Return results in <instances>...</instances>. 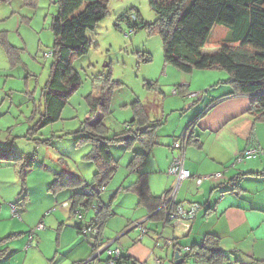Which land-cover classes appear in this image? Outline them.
I'll return each instance as SVG.
<instances>
[{"label": "rangeland", "instance_id": "1", "mask_svg": "<svg viewBox=\"0 0 264 264\" xmlns=\"http://www.w3.org/2000/svg\"><path fill=\"white\" fill-rule=\"evenodd\" d=\"M156 1L170 4L176 0ZM107 6L109 15L94 30L87 32L91 44L89 52L71 61V69L79 77V87L67 99L59 119L41 128V117L45 115L41 93L51 77L53 64V60L44 55L52 52L54 47L50 25L58 15V5L53 0H38L34 6L25 4L24 0L0 4V41L4 40L15 49L6 54L0 44V148L11 147L12 157L32 158L25 161L29 166L23 171L21 160L0 159V239L14 235L8 241V252L0 258V264H67L64 255L70 252L73 257L72 242L65 235L69 232L73 236L74 229L59 230L62 221L77 220V216L70 214L69 207L62 205L68 201L72 190L66 187L53 192L49 187L56 178L62 183L69 176L85 181L86 187L93 185L95 168L82 158L91 150L90 144H76L83 136L80 133L82 125L89 118L88 98L101 99L103 110L99 109L91 122L102 121L109 129L107 139L123 136L125 124L133 120L132 104L135 102L140 103L154 122L160 116V105L172 98L170 94L174 89L163 87V98L156 88L152 90L149 86L150 90L146 86V83L158 81L166 70L160 37L148 35L144 30L127 34L129 29L124 24L120 30L115 27L117 18L128 11L131 24L138 20L153 23L156 15L148 0H107ZM227 33L224 27L214 26L202 53L214 54L223 45ZM147 57L151 62H144ZM199 103L198 99L184 102V109L192 105L184 111L185 115ZM180 118L179 113L169 114L166 121L170 123L161 130L171 131L175 127L173 120ZM36 140L42 143L37 144ZM45 141L47 143H43ZM108 149L118 163V170L104 186L100 197L107 204L116 192L119 198H113L112 209H123L124 217L130 218L136 212L137 199L131 192L116 187L131 179L127 178L130 173L126 169L129 156L141 153L142 148L136 143L131 151H127L122 144L109 143ZM0 155L7 156L6 153ZM259 159L249 158L251 163H259ZM131 176L136 179V175ZM197 179L194 178V183ZM263 182L264 177L251 179V188L257 198L264 196ZM188 207L185 205V209ZM93 216L94 210L88 209L83 220L89 222ZM39 225L43 229H39ZM114 247H119V243ZM251 254L254 258L251 256L250 264H259L256 252ZM94 255L91 247V257ZM98 259L89 264H106L108 258L103 253Z\"/></svg>", "mask_w": 264, "mask_h": 264}, {"label": "trees", "instance_id": "2", "mask_svg": "<svg viewBox=\"0 0 264 264\" xmlns=\"http://www.w3.org/2000/svg\"><path fill=\"white\" fill-rule=\"evenodd\" d=\"M10 1L0 0V4H7ZM24 1L25 4L34 6L38 0ZM53 1L58 5L59 11L50 25L54 36V47L51 52L53 64L50 69L51 77L41 93L45 112V115L41 117V128L51 125L59 119L67 99L79 87V77L71 69V61L89 52L91 44L87 38V32L94 30L109 15L107 0ZM148 4L156 15V20L153 23L147 24L138 20V23L131 24L128 19V11L117 18L115 27L120 30L124 24L129 29L127 34H134L136 30H144L148 35L159 36L162 42L164 69L169 66L185 74L198 71L225 73L231 88L229 96L250 98L249 115L251 119L256 124H264V0H176L170 4L148 0ZM138 15L136 12L137 19H139ZM214 26L224 27L228 33L223 45L214 54L204 55L202 49ZM0 44L4 47L6 54H11L10 51L15 50L4 40H1ZM144 62H151V58L147 57ZM146 86L148 89L152 87L153 90L156 83L149 82L146 83ZM174 91L178 96L183 94L182 97L187 94L186 91L183 92L178 87ZM185 97L190 98L188 95ZM198 97L199 93L195 98L190 99ZM87 100L90 107L89 118L83 123L80 130L83 136L76 140V144H90L91 150L82 158L91 162L95 168L93 185L86 187L85 181L76 176L66 178L62 183L59 178H56L51 183L49 190L56 192L69 187L72 194L68 197L66 206L69 207V212L73 216L76 213H81L80 220H83L85 211L93 209L94 216L89 224L79 225L76 228L77 233L84 235L83 227L90 228L96 231L95 236L89 235L90 238L103 241L101 233L110 216V209L109 206H104L100 200V188L106 187L118 170V163L108 149L109 143L122 144L127 151H131L136 143L142 148L141 153H133L127 165L128 171L135 172L138 177L123 191L134 194L139 205L144 206L149 214L153 215L152 217H161L159 207L172 189L161 199L155 198L150 194L145 175L140 174V169L149 159L155 145V130L160 125L149 121L140 103L132 104L133 120L125 124L123 136L107 139L109 129L102 124V121L91 122L99 109H102L100 108L103 106V104L100 105L101 99L90 97ZM219 102L220 100L209 104L207 110L202 111L189 122L183 133L184 136H188V143L196 121ZM32 132L29 134L31 135ZM36 143L42 142L36 140ZM0 153L7 154V156L0 155V159L21 160L22 171L23 168L29 166L25 161L32 159L27 156L23 159L12 157L11 147L0 148ZM238 158L243 159V156L240 155ZM219 174L221 177L222 174ZM251 175L264 177V171ZM233 185L235 188L236 184ZM84 188H89L91 195H85L82 192ZM95 204L100 205L99 210L94 208ZM178 205L185 207L184 204H178L173 199L170 209ZM77 220L81 222L78 218ZM12 236L14 235L0 239V258L8 252L7 244ZM95 241L94 243L89 241L92 249L95 246ZM185 257H193L205 264H226L229 261L228 256L226 257L219 248L218 238L211 235L205 236L202 244L196 249L190 248ZM93 260L95 259L73 264H89ZM108 262L109 260L105 261L106 264ZM129 262L128 258L121 255L114 264H129Z\"/></svg>", "mask_w": 264, "mask_h": 264}, {"label": "crops", "instance_id": "3", "mask_svg": "<svg viewBox=\"0 0 264 264\" xmlns=\"http://www.w3.org/2000/svg\"><path fill=\"white\" fill-rule=\"evenodd\" d=\"M163 72L164 75L161 73L159 80L155 82V88L163 98V87L167 86L169 90L178 87L179 90L186 91L188 96L199 93L196 99L200 103L186 115L184 111L192 108V105L184 109L183 103L194 102L196 99L185 97L186 95L182 97L183 94H170L172 98L160 105V116L154 121L160 124L155 130V145L149 159L140 169V174L145 175L153 197L161 199L170 192L175 186V179L167 176L166 172L173 155L176 154L172 144L181 138L192 119L207 110L209 104L220 100L215 107L200 117L193 127L190 141L184 150L183 161L184 169L190 173L192 179L181 182L174 197L178 204H197L200 208L193 219L176 225L164 220L162 212V218L152 217L144 206L139 205L134 195L137 199L134 209L136 212L132 217L125 218L121 206V211L111 207L113 198H119L115 192L110 198L111 202L107 204L100 198L102 204L110 209V216L101 233L103 241L113 242V247L119 243L117 248L120 249L122 257L130 260L129 264H155L156 260L158 264H174L176 249H196L202 244L205 236L211 235L218 238L220 250L228 256L229 261L226 264H250L253 252L259 256L258 263L264 264V216L261 215L264 214V196L257 198L251 188V179L258 178L251 174L264 171V124H256L251 119L250 98L229 96L231 88L228 77L226 79L222 76L224 73L198 71L185 74L169 66ZM174 113H179L182 118L173 120L175 127L171 131L163 132V126L170 123L166 121V116ZM149 121L152 122L150 118ZM251 142L257 144L260 149L259 163H251L248 158L247 152ZM240 155L243 159L237 162ZM131 158L132 156H129V162ZM217 173L222 175L216 180H204L199 186L194 183L195 177ZM131 175H136V179L138 177L135 172H131L127 176L131 179L126 183H119L116 188L123 190L133 184L136 179ZM64 204L67 203L62 205ZM89 222H61L59 230L74 229L75 232L73 236L69 232L65 235L73 245V257L70 252L63 257L67 264L81 263L91 258V240L89 242V237L77 233L76 229L79 225L85 226ZM145 222H148L146 227ZM136 224H140L142 228H137L138 231L134 232ZM141 229L145 230L144 234ZM182 258V264H205L193 257L186 258L183 254Z\"/></svg>", "mask_w": 264, "mask_h": 264}, {"label": "built area", "instance_id": "4", "mask_svg": "<svg viewBox=\"0 0 264 264\" xmlns=\"http://www.w3.org/2000/svg\"><path fill=\"white\" fill-rule=\"evenodd\" d=\"M45 58H51L52 53L48 52L44 55ZM197 94H192L191 97H196ZM186 144H188V136L182 135L180 139L176 140L172 144V149L176 151V154L173 155L171 164L168 169V176H172L175 178V186L173 187L172 191L164 198L162 206H161V212L163 214V217L170 223H175L176 225L181 224L184 221L191 220L194 218L195 214L199 210V205L197 204H190L188 205V209H185L184 206L178 205L174 207L173 209H170V205L173 202V199L175 197L176 190L178 188L179 183L182 181L188 180L192 178L190 173L184 169L183 161H184V150L186 148ZM259 147L257 144H254L251 142V149L248 150V158H258L259 157ZM241 158L237 159V162H241ZM220 177V174H212L208 175L206 177H198L196 180V185L199 186L204 180H216ZM194 179V178H193ZM104 188H100V192ZM82 192L85 195H91V190L89 188L82 189ZM97 208V210L100 209V205L95 204L94 208ZM12 212L15 213V209L12 208ZM77 218L80 220L82 216L80 214L77 215ZM39 229H43L41 225L38 227ZM140 228H142L140 226ZM82 232L84 235H96V231H93L90 228H83ZM142 234L145 233L144 229H141ZM95 238V237H94ZM96 240V238H95ZM93 240V243L94 241ZM93 251L95 252V255L97 258L102 254L105 253L107 255V258L109 260L108 264H114V260L119 258L121 256V251L119 248L111 247L110 245H106L101 239L95 241V246L93 247ZM183 255H186L189 253L188 248H184L181 250ZM155 264H158V260L155 261Z\"/></svg>", "mask_w": 264, "mask_h": 264}, {"label": "bare ground", "instance_id": "5", "mask_svg": "<svg viewBox=\"0 0 264 264\" xmlns=\"http://www.w3.org/2000/svg\"><path fill=\"white\" fill-rule=\"evenodd\" d=\"M192 94H195V93H192ZM192 94L189 95L190 98H193V97H191ZM172 95H173V96H177V94H176V92H175L174 90L172 91ZM250 149H251V144H250ZM250 149H249V150H250ZM167 172H168V170H167ZM167 172H166V174H167ZM167 176H168V174H167ZM74 192H75V191H74ZM66 205H67V204H64V206H66ZM161 206H162V205H161ZM161 206L159 207V211H160V213H161ZM14 209H15V208H14ZM78 214L81 215V213H76L75 215L77 216ZM163 218H164V217H163ZM164 220H166V219L164 218ZM140 226H141L140 224H138V225L136 224L134 227H135V228H140ZM83 228H84V227H83ZM83 236H84V235H83ZM85 237H89V238H90L89 235H85ZM93 238H94V237H93ZM90 239H91V238H90ZM103 242H104V241H103ZM104 243H105L106 245H110L111 247H112V245H113V244H112L113 242H110V243H109V241H105ZM91 259H95V260H96V259H98V258H97L96 256H92L89 260H91ZM117 259H118V258H117ZM117 259H115L114 262H115ZM95 260H93V261H95ZM107 260H108V259H107ZM93 261H92V262H93ZM92 262H91V263H92Z\"/></svg>", "mask_w": 264, "mask_h": 264}, {"label": "water", "instance_id": "6", "mask_svg": "<svg viewBox=\"0 0 264 264\" xmlns=\"http://www.w3.org/2000/svg\"><path fill=\"white\" fill-rule=\"evenodd\" d=\"M174 259H175V263L174 264H182L183 263V258H182V254H181V250L180 249H176L175 250Z\"/></svg>", "mask_w": 264, "mask_h": 264}]
</instances>
